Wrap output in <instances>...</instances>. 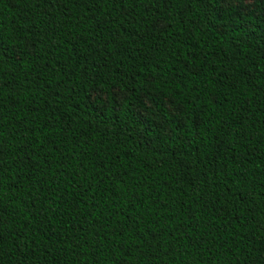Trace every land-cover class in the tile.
<instances>
[{"label":"trees","instance_id":"trees-1","mask_svg":"<svg viewBox=\"0 0 264 264\" xmlns=\"http://www.w3.org/2000/svg\"><path fill=\"white\" fill-rule=\"evenodd\" d=\"M244 1L0 0V264H264Z\"/></svg>","mask_w":264,"mask_h":264},{"label":"rangeland","instance_id":"rangeland-1","mask_svg":"<svg viewBox=\"0 0 264 264\" xmlns=\"http://www.w3.org/2000/svg\"><path fill=\"white\" fill-rule=\"evenodd\" d=\"M228 3H236V0H227ZM244 3H250V0H245ZM146 105L149 107L150 104L148 102H146ZM145 113V112H144Z\"/></svg>","mask_w":264,"mask_h":264},{"label":"snow or ice","instance_id":"snow-or-ice-1","mask_svg":"<svg viewBox=\"0 0 264 264\" xmlns=\"http://www.w3.org/2000/svg\"><path fill=\"white\" fill-rule=\"evenodd\" d=\"M261 3H264V0H261Z\"/></svg>","mask_w":264,"mask_h":264}]
</instances>
